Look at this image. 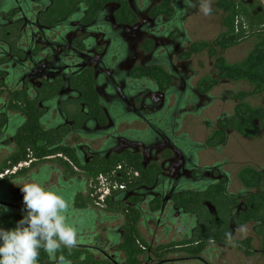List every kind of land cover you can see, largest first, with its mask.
Wrapping results in <instances>:
<instances>
[{"label":"flooded vegetation","instance_id":"af4514ba","mask_svg":"<svg viewBox=\"0 0 264 264\" xmlns=\"http://www.w3.org/2000/svg\"><path fill=\"white\" fill-rule=\"evenodd\" d=\"M167 1L0 0V226L22 215L15 183L41 173L81 220L76 243L38 264H226L247 239L264 253V168H241L239 184L229 158L205 154L238 133L235 116H203L226 96L228 48L191 35L197 5L169 14ZM111 168L129 181L99 206L89 173ZM245 169L261 182L244 184Z\"/></svg>","mask_w":264,"mask_h":264},{"label":"rangeland","instance_id":"374dc122","mask_svg":"<svg viewBox=\"0 0 264 264\" xmlns=\"http://www.w3.org/2000/svg\"><path fill=\"white\" fill-rule=\"evenodd\" d=\"M232 0H200L196 8V13L187 20L188 28L192 36L197 41H211L219 34L226 31L223 21L229 15V6ZM235 0H233L234 2ZM244 2L248 0H243ZM264 3V0H260ZM202 6L210 9L208 14L202 11ZM243 22L248 27L246 37L235 44L234 46L221 52L225 59L227 66L243 64L249 54L254 50L257 44L260 43L262 36L256 32L257 27L251 28L246 19ZM208 59V58H207ZM210 61H206L208 65ZM255 85L247 80H231L221 87L214 90V94L226 95L222 102H216L212 107L206 111L203 116H207L213 124L216 123V117L231 118L235 116L236 107L246 105L249 108L264 109V92L257 93L254 91ZM237 105V106H236ZM201 118H197L196 132L202 133L204 137L206 130L201 126ZM257 128V133L254 136H242L236 131H232L229 127L231 136L228 140V145L217 152L205 151L208 156L217 153L221 157L229 158L233 164H229L227 169L230 171L231 178L240 184L238 171L241 168L255 167L259 170L264 168V118L254 121ZM205 138V137H204ZM238 164V165H235ZM251 236V229L249 225H245L242 233L238 234L241 239ZM251 238V237H250ZM222 254V261L226 264H264V253L260 248V240L255 239L252 242V252L250 254L242 253L240 251L225 250ZM212 264H220L212 259Z\"/></svg>","mask_w":264,"mask_h":264},{"label":"clouds","instance_id":"9594fccd","mask_svg":"<svg viewBox=\"0 0 264 264\" xmlns=\"http://www.w3.org/2000/svg\"><path fill=\"white\" fill-rule=\"evenodd\" d=\"M202 11L208 14L210 9L202 6ZM47 180L41 173L15 183L22 194V215L14 227L0 226V264H38L41 250L53 258L61 246L70 248L76 243L81 220L70 209L71 198L63 187ZM0 210L8 209L0 205Z\"/></svg>","mask_w":264,"mask_h":264},{"label":"trees","instance_id":"16d2710c","mask_svg":"<svg viewBox=\"0 0 264 264\" xmlns=\"http://www.w3.org/2000/svg\"><path fill=\"white\" fill-rule=\"evenodd\" d=\"M199 2L200 0H176L172 3L171 0H168L165 5L169 11L168 13L171 14L173 11L171 8L172 6L175 7V10L179 5L190 7L197 5ZM228 6L229 15L223 21L226 31L217 38L215 41L216 44L226 49L239 43L246 37V32L244 30H241L239 33L235 32V21L237 17L246 19L251 28L257 27L255 31L259 32L262 39L243 64L227 66L224 61L220 59L217 63V67L221 70V76L234 81L247 80L255 85V92H264V12L261 9L262 2L260 0H251V3L249 4L245 3L243 0H235L234 2L232 0L230 4L228 2ZM186 13V11H183V16L186 15ZM199 48H203V46H200ZM261 118H264V109L253 110L246 105L239 106L235 115L237 131L244 136H254L257 133L254 121ZM54 153L56 152L53 151V154ZM111 170L112 168L89 173V179L96 183L97 176L103 173L107 175L110 180H116L118 183H127L129 181L124 172L118 178H112L109 176ZM70 174L73 173L71 172L69 175ZM241 179L247 186H254L261 182L262 174L252 169H245L241 175ZM131 180H133V178ZM84 204L85 203L83 202L81 206H84ZM107 204L109 209H113L112 203L107 201ZM133 222H136L135 218ZM131 227L134 231V226ZM133 231H130V234L125 237L124 248L130 255V258L135 261V255L138 252L129 244L130 240L134 239V235H132L134 233ZM241 244L243 245V251L246 254H250L252 250L250 240H244Z\"/></svg>","mask_w":264,"mask_h":264},{"label":"built area","instance_id":"2783aa9c","mask_svg":"<svg viewBox=\"0 0 264 264\" xmlns=\"http://www.w3.org/2000/svg\"><path fill=\"white\" fill-rule=\"evenodd\" d=\"M262 11L264 12V3H262L261 7ZM244 18L237 17L235 21V32L239 33L241 30H244L248 33V27L243 22ZM242 27V29H241ZM119 170V169H118ZM109 176L112 178H118L117 170L114 169L110 172ZM91 187L93 188L92 197L94 198L97 205L100 206L106 198V196L110 195L113 190H120L123 189V185L118 184L116 180H110L107 175H100L97 178V182L92 184Z\"/></svg>","mask_w":264,"mask_h":264},{"label":"crops","instance_id":"0c3cea01","mask_svg":"<svg viewBox=\"0 0 264 264\" xmlns=\"http://www.w3.org/2000/svg\"><path fill=\"white\" fill-rule=\"evenodd\" d=\"M245 3H249V4H250V3H251V0H248V1H246ZM199 4H200V3H199ZM197 5H198V4H197ZM200 5H201V4H200ZM188 29H189V28H188Z\"/></svg>","mask_w":264,"mask_h":264},{"label":"water","instance_id":"95a60500","mask_svg":"<svg viewBox=\"0 0 264 264\" xmlns=\"http://www.w3.org/2000/svg\"><path fill=\"white\" fill-rule=\"evenodd\" d=\"M18 194L20 196V198L22 199V194L20 193V191L18 190Z\"/></svg>","mask_w":264,"mask_h":264}]
</instances>
